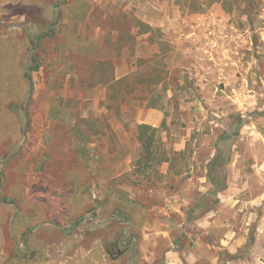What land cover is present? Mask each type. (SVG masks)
Segmentation results:
<instances>
[{
	"label": "rangeland",
	"instance_id": "374dc122",
	"mask_svg": "<svg viewBox=\"0 0 264 264\" xmlns=\"http://www.w3.org/2000/svg\"><path fill=\"white\" fill-rule=\"evenodd\" d=\"M37 1L44 16L25 6L13 8L26 16L18 26L0 18V195L16 201L0 200V264H130L135 254V264H163L174 239L148 240L143 251L130 242L142 240L148 212L132 228L115 193L162 204L194 169L205 173L224 132L230 149L247 151V140L235 137L239 116L264 125V0L253 20L244 4L227 12L207 0L197 2L207 6L202 12L192 0ZM209 28L220 34L216 43ZM221 28L241 45L224 44ZM42 34L49 36L37 43ZM154 110L163 118L155 160L136 170L139 121Z\"/></svg>",
	"mask_w": 264,
	"mask_h": 264
},
{
	"label": "crops",
	"instance_id": "0c3cea01",
	"mask_svg": "<svg viewBox=\"0 0 264 264\" xmlns=\"http://www.w3.org/2000/svg\"><path fill=\"white\" fill-rule=\"evenodd\" d=\"M0 1V18H13L12 23H16L15 26L25 21L26 16L20 12L12 14L13 8L38 7L37 0ZM145 3L149 5L150 2L145 1ZM38 8L41 10L38 16H44L43 11L47 7L42 4ZM52 10L53 13L57 12V8ZM141 18L151 26L156 25L154 21H150L147 15H143ZM205 31H208L211 43H216L217 40L215 39L218 38L219 33L216 30L213 31L212 28L205 29ZM219 32L222 33L221 37H223L224 44L241 45V38L231 36L230 28H221ZM237 63L236 65L241 66L242 70L245 69L244 63ZM221 65L223 66L221 68L222 73L226 78H229L232 63L224 61ZM253 65L255 64L253 63ZM32 86L30 87L32 88ZM244 117L245 114H242L243 124L239 129V134L235 137L237 139L241 135L242 141L247 140L246 152L237 151V146L235 150L230 149L232 147L229 148V145H234V140L231 139L232 134L224 132L214 144V154L206 161L205 173L196 175L194 169L190 173L193 177L187 180L186 186L170 189L169 192L165 191L168 194H166L162 204L148 205L141 199L131 198L142 202L147 207L148 217H144V223L140 226L142 240L134 236L129 240L130 242L144 244L143 251L148 240L165 239L171 242L173 238L176 246H168L164 253L165 261L163 264H264V125L260 126L257 121H253L252 125H249ZM162 122V114L158 110H154L151 118L141 120L139 124L158 129ZM188 141L185 140L178 144V152L186 149ZM219 151L225 152L228 158L225 173L227 188L218 193L217 197H212L213 186L208 180L206 166L218 155ZM195 159L193 158V160ZM195 161L199 164L203 163L202 161ZM165 173L167 174L168 171ZM211 198L215 201L213 207H208L203 215L191 221L188 212L196 206L198 199L210 201ZM0 200L7 206L16 205V201L7 196L2 197L0 195ZM137 224L136 221H132L130 226L133 228ZM186 226L192 230H184ZM3 228L4 222L1 220V240L5 237ZM28 230L29 232H36L39 228L30 226ZM126 236H128V231ZM25 238L27 237L25 236ZM125 241L128 245V240ZM158 248L159 246H156V250L153 249L151 252L155 258L160 253L157 251ZM134 251L139 250L136 248ZM121 255L119 254V256ZM137 257L138 254H135L130 264H135ZM150 261L148 259L146 263H151ZM91 262L97 264L98 261L94 259Z\"/></svg>",
	"mask_w": 264,
	"mask_h": 264
},
{
	"label": "trees",
	"instance_id": "16d2710c",
	"mask_svg": "<svg viewBox=\"0 0 264 264\" xmlns=\"http://www.w3.org/2000/svg\"><path fill=\"white\" fill-rule=\"evenodd\" d=\"M189 2L190 0H186ZM192 9L195 12H202L206 7L211 6L213 4H222L224 9L227 12H231L234 7H239L240 5L244 4V12L248 16L249 20H253L255 17V7L256 4L259 5L258 0H207V6L205 4L200 3L199 0H192ZM191 2V3H192ZM146 33H150L152 31V28H146ZM53 35V34H51ZM50 35V36H51ZM49 36L48 34H42L38 37L37 43H40L43 38ZM39 46V44H38ZM38 67L32 68L30 71H37ZM25 79L28 82L30 86H32V77L30 74H25ZM243 124L242 118L239 116V123L238 129L235 133V135L239 134V129L241 125ZM159 132V129L154 128L149 125H140L138 126V139L141 144V152L142 155L138 159L137 164L135 165L136 170H143L145 167H152V163L155 160V150L154 146L157 141V133ZM232 136V135H231ZM169 162V160H161V163ZM228 164V158L223 151H219L218 155L206 166L208 169V180L210 184L213 186V190L211 192L212 197H217L218 193L224 191L227 188L226 184V167ZM144 166V167H143ZM142 172V171H140ZM116 196H118L117 205L122 210L126 211L128 214V222L131 223L132 221H136L139 223V218H141L143 215H145L148 212L147 207L140 201L132 200L129 196V194L123 190H117L115 193ZM213 200V198H212ZM198 203L194 208H192L188 212V217L191 221L195 220L198 217V211L201 209H208L213 207L215 204V201H209V200H202L198 199ZM142 219V218H141ZM93 264L91 261L87 263V261L83 263L78 262H71L69 264Z\"/></svg>",
	"mask_w": 264,
	"mask_h": 264
},
{
	"label": "flooded vegetation",
	"instance_id": "af4514ba",
	"mask_svg": "<svg viewBox=\"0 0 264 264\" xmlns=\"http://www.w3.org/2000/svg\"><path fill=\"white\" fill-rule=\"evenodd\" d=\"M123 244H124V245H127L125 240L123 241Z\"/></svg>",
	"mask_w": 264,
	"mask_h": 264
},
{
	"label": "water",
	"instance_id": "95a60500",
	"mask_svg": "<svg viewBox=\"0 0 264 264\" xmlns=\"http://www.w3.org/2000/svg\"><path fill=\"white\" fill-rule=\"evenodd\" d=\"M122 253H120V255H121Z\"/></svg>",
	"mask_w": 264,
	"mask_h": 264
}]
</instances>
